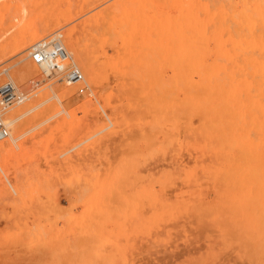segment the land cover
<instances>
[{
	"label": "rangeland",
	"instance_id": "1",
	"mask_svg": "<svg viewBox=\"0 0 264 264\" xmlns=\"http://www.w3.org/2000/svg\"><path fill=\"white\" fill-rule=\"evenodd\" d=\"M14 9L39 30L50 27L18 51L8 45L26 27L7 28L15 22L8 16ZM217 10L228 13L220 21H228L230 30L235 26L236 39L264 44V0H0V84L11 81L8 74L19 65L33 68L27 78L11 81L27 99L1 112L5 120L33 104L0 140V153L6 152L0 154V264H264V110L237 106L245 97L241 83L228 92V77L206 76L216 68L207 42L197 44L203 54L194 66L201 71L186 77L182 69L185 27L209 39ZM56 34L83 75L81 93L83 84L67 85L63 71L47 74L28 56L32 44ZM74 45L92 65L93 82ZM62 88L69 94L60 96ZM10 136L18 137L14 144ZM232 139L238 146L245 141L244 153ZM238 162L236 172L231 167Z\"/></svg>",
	"mask_w": 264,
	"mask_h": 264
},
{
	"label": "bare ground",
	"instance_id": "2",
	"mask_svg": "<svg viewBox=\"0 0 264 264\" xmlns=\"http://www.w3.org/2000/svg\"><path fill=\"white\" fill-rule=\"evenodd\" d=\"M226 1V0H225ZM227 7V6H226ZM226 9V8H225ZM223 10V9H222ZM230 10V9H229ZM228 14V13H227ZM227 14H226V11H225V13H221L220 12V10H217V12H216V26L214 27V29L212 30V32L210 33V38L208 39L207 38V36H205V34H203V32L201 31V30H198V28H196V27H185V29H184V35H182V37H183V48L184 49H182V48H179V49H182V51L184 50V58L183 57H180V58H182V59H184V60H182V63H183V71H184V73H185V76L186 75H188L189 73H194V72H196V70L197 71H201L199 68H195V64L197 65V66H200V64H199V62L198 61H196V60H198V59H200L201 58V56H202V54H203V52L202 51H200V48L197 46V44H200L201 43V47H203V44H205V42H207V46H208V48L210 49V50H212L213 52H214V54H215V56H216V68H214V74H207L206 76H224V77H228L227 78V84L226 85H228L229 83L231 84V86H234V88H233V90L232 89H230V88H232L231 86H230V88L228 87V86H226L227 88H228V90L227 89H225L226 91H234L235 90V88H237V86L239 85V83H241L242 84V88H243V85L245 86L244 88L246 89V91H244L243 93H245V97L242 99H239V100H234L235 101V103L237 104V106L239 107V105L238 104H243V105H245L244 106V108L247 106V107H249V108H254V109H261V110H264V44H263V42H258V43H253V42H250V41H242L241 39H243L242 37L243 36H241V39L239 40V39H236V37H234V34H233V32H232V29L235 27H233L231 30H230V28L228 27V25H226V23L228 22H226L225 23V21L226 20H224V22L223 21H220V19L221 18H225L226 16H227ZM230 15V14H229ZM8 16H9V18H12V19H15V22L13 21L12 23H10V25L7 27L8 29H13V28H15V27H19L20 25V28L21 29H23L22 28V26L23 27H26V30H21L22 32L18 35V34H16L13 38H12V40L10 41V43H9V45H8V48H10V47H16V50L18 51V50H21V49H23L27 44H29V43H31V42H33V41H35V40H38V39H40V38H42L43 37V35L44 34H42V33H44L45 31H47V30H49L50 29V27L49 26H44V27H40L41 28V30H39V28H37L36 27V25H33V23H31V21H28V18H25L26 17V15L25 14H23V12H21L20 11V9H14L13 11L11 10V11H9L8 12ZM230 18V17H229ZM225 19H227V18H225ZM42 21V20H41ZM229 21H230V19H229ZM40 22V21H39ZM43 22V21H42ZM35 23V22H34ZM24 24V25H23ZM36 24H38L37 23V21H36ZM232 24V23H231ZM39 25V24H38ZM40 25L42 26L43 24H41V22H40ZM45 25V24H44ZM232 26V25H231ZM39 27V26H38ZM55 28V27H54ZM54 30V29H53ZM157 30V29H156ZM169 30V29H168ZM158 31H159V29H158ZM160 31H162V30H160ZM159 31V32H160ZM181 31V30H180ZM237 31V30H236ZM165 32V31H164ZM167 32V31H166ZM169 32V31H168ZM173 32V31H172ZM179 32V31H178ZM155 33H157V31L155 32ZM52 34V33H51ZM169 34V33H168ZM167 34V35H168ZM176 34V33H175ZM151 35H154V34H152L151 33ZM163 35V34H162ZM166 34H164V36H165ZM172 35V34H171ZM170 35V36H171ZM181 34L179 33V36H180ZM239 35V34H238ZM48 36V35H47ZM49 36H50V34H49ZM55 36V38H59L60 39V34H56V35H54ZM160 36V35H159ZM169 36V38L171 39V37ZM177 36V35H176ZM237 36V35H236ZM89 37V36H88ZM113 38H114V36H112ZM103 38V37H102ZM101 38V39H102ZM106 38H107V36H106ZM167 38H168V36H167ZM66 39V38H65ZM86 39H87V37H86ZM165 40H166V38H164ZM88 40V39H87ZM105 40V39H104ZM103 40V43L105 42ZM150 40H152L153 41V39L152 38H150ZM156 40V39H155ZM157 40H158V38H157ZM159 40H160V38H159ZM168 40V39H167ZM180 40H181V37H180ZM243 40H245V39H243ZM246 40H248L247 38H246ZM89 41V40H88ZM149 41V40H148ZM163 41V40H162ZM170 41V40H169ZM109 42V41H108ZM115 42V41H114ZM165 42V41H164ZM174 42V41H173ZM179 42V45H180V41H178ZM210 42L212 43V45L210 44ZM35 43H37V42H35ZM34 43V44H35ZM61 43V42H60ZM106 43H107V39H106ZM124 42H120V46H119V48L121 49V44H123ZM152 43H154V41L153 42H151V44ZM157 43V42H156ZM163 43V42H162ZM34 44H32V45H34ZM115 44V43H114ZM126 43H124L123 45H122V47H125L126 48V45H125ZM128 44H130V43H128ZM133 44V43H132ZM131 44V45H132ZM148 44V43H147ZM166 44H167V41H166ZM166 44H164V45H166ZM178 44V43H177ZM31 45V44H30ZM90 45V44H89ZM150 46V45H149ZM154 46L156 47V45L154 44ZM157 46H159V45H157ZM85 47H86V41H85ZM127 47H131V46H128L127 45ZM173 47V46H172ZM176 47H179V46H175V48ZM182 47V46H181ZM7 48V49H8ZM125 48H123V49H125ZM144 48V47H143ZM147 48L149 49L150 47H148L147 46ZM161 47H159V49H160ZM7 49L5 50V51H7ZM88 49V48H87ZM102 49V48H101ZM100 49V50H101ZM133 49V48H132ZM136 49V48H135ZM148 49H145V51L146 50H148ZM151 49H153V48H151ZM155 49V48H154ZM162 49V48H161ZM170 49V48H169ZM26 50V49H25ZM156 50V49H155ZM155 50H153V52H152V50H149V51H151V53H150V55L152 54V53H154L155 52ZM164 50V49H163ZM171 50H173V49H171ZM73 53L76 55V58H77V61H78V64L80 65V68L82 69V71L88 76V78H89V80L91 81V82H93V75H94V69H93V67H92V65L90 64V63H88L84 58H83V56H82V53H81V49H80V47L78 46V45H74L73 46ZM116 51V50H115ZM119 49L117 50V56L120 54L119 53ZM123 50L121 49V51L120 52H122ZM125 51V50H124ZM124 51H123V56H124ZM127 51V50H126ZM125 51V52H126ZM128 51H133V50H129L128 49ZM157 51H158V47H157ZM168 51V50H167ZM174 51H175V49H174ZM177 51H178V48H177ZM177 51L175 52L176 54H178L177 53ZM68 52H70V51H68ZM99 52V51H98ZM137 52V51H136ZM160 52V51H159ZM165 52H166V50H165ZM163 53V54H165L164 56H162V54H161V56L162 57H165L166 56V53ZM179 52H180V50H179ZM132 53V52H131ZM161 53V52H160ZM174 53V52H173ZM181 53V52H180ZM69 54V53H68ZM101 54V53H100ZM99 54V55H100ZM129 54V53H128ZM144 54V53H143ZM182 54V53H181ZM103 55V54H102ZM122 55V54H121ZM127 55V54H126ZM168 55H169V53H168ZM182 55V56H183ZM105 56V55H104ZM122 56V57H123ZM144 56V55H143ZM148 56V55H147ZM120 57V56H119ZM118 57V58H119ZM151 58H152V56H150ZM168 57H170V56H168ZM174 57V56H173ZM173 57H171V59L173 58ZM103 58V57H102ZM125 58V57H124ZM143 58V57H142ZM150 58V59H151ZM153 58H155L154 57V55H153ZM179 58V59H180ZM99 59V58H98ZM131 59V58H130ZM169 59V58H168ZM167 59V60H168ZM175 59V61L178 59V58H174ZM173 59V60H174ZM100 60V59H99ZM106 60V59H105ZM119 60H120V58H119ZM122 60H123V58H122ZM122 60H121V62H122ZM127 60V59H126ZM129 60V59H128ZM141 60V59H140ZM173 60L171 61V62H173ZM181 60V59H180ZM116 61V60H115ZM118 61V60H117ZM151 61H152V59H151ZM151 61H149V62H151ZM155 62H157V60L155 59L154 60ZM178 61V60H177ZM104 62V61H103ZM134 61L132 60V63H133ZM144 62V61H143ZM148 62V63H149ZM111 63V62H110ZM110 63H108V64H110ZM119 63V62H118ZM126 62H124V64H125ZM147 63V64H148ZM154 63V62H153ZM152 63V64H153ZM158 64H159V62H157ZM156 63V64H157ZM176 62H174V64H175ZM98 64V63H97ZM122 64V63H121ZM141 64H142V67H143V63L141 62ZM155 64V63H154ZM157 64V65H158ZM177 64H178V62H177ZM111 65V64H110ZM110 65L109 66H107V67H110ZM126 65V68H127V66L129 65H127V63L125 64ZM173 65V64H172ZM179 65H181V64H179ZM112 67H111V69L113 68V65H111ZM124 66V65H123ZM177 66V65H176ZM40 67L42 68V70H43V72H45V73H47L48 74V72H50L49 71V66L47 65V64H41L40 65ZM125 67V66H124ZM129 67V66H128ZM150 67H153V66H150ZM175 67V66H174ZM78 68V67H77ZM98 68V67H97ZM140 68V67H139ZM144 69H146L145 67H143ZM153 68H155V67H153ZM176 68V67H175ZM178 68V67H177ZM125 69V68H124ZM131 69V68H130ZM130 69H128V71L130 70ZM149 69V68H148ZM152 69V68H151ZM156 69V68H155ZM182 69H180V73H181V71H182ZM132 70H134V69H132ZM125 71V70H124ZM151 71V70H150ZM182 71V72H183ZM33 72V68L30 66V65H28V64H23V65H19V66H17L16 68H14L13 69V71H11V73H9L8 74V77H9V79H11V81L13 80V81H21V79L23 78V79H25V77L27 78V74H30V73H32ZM97 72V71H96ZM175 72V74L177 75L178 74V72H177V70H175L174 71ZM118 73H120V72H118ZM184 73H183V75H184ZM50 74V73H49ZM173 75H174V73H172ZM117 75V74H116ZM119 75V74H118ZM121 76V75H120ZM199 76H201V75H199ZM177 77H178V75H177ZM187 77V76H186ZM231 79V81L229 80V82H228V79ZM236 78H242L241 80H236ZM257 78H258V80H257ZM119 81V80H118ZM220 81V80H219ZM223 81V79L221 80V82ZM225 81V80H224ZM226 82V81H225ZM225 82H222L223 84L225 83ZM221 83H219V87L221 88V86H222V84L220 85ZM241 84H240V86H241ZM225 85V84H224ZM216 86V85H215ZM64 87V86H63ZM122 87V86H121ZM217 87H218V85H217ZM216 87V88H217ZM219 87L217 88V90L218 91H220V89H219ZM223 87V86H222ZM239 88L241 89V87H238L237 89L239 90ZM122 90V89H121ZM168 90V89H167ZM123 91V90H122ZM202 91H204V90H202ZM210 91V90H209ZM208 91V92H209ZM222 91H223V94H224V89H222ZM222 91H220L219 93H221ZM237 91V90H236ZM241 91H243V90H241ZM163 92V91H162ZM173 92V91H172ZM228 92H226L227 93V95H228ZM237 92H239V91H237ZM202 93V92H201ZM207 93V92H206ZM213 93H214V91L211 93L212 95H213ZM217 92H215V94H216ZM231 93V92H230ZM239 93H241V92H239ZM60 96L62 95V96H64V95H68L69 94V91L67 90V89H65V88H62L61 90H60ZM167 94V93H166ZM209 94V93H208ZM234 94V92H232V95ZM235 94H236V92H235ZM161 95V94H160ZM165 95V94H164ZM168 95V94H167ZM205 95H207V94H205ZM225 95V94H224ZM230 95V94H229ZM228 95V99L229 98H231L232 99V97H230ZM244 95V94H243ZM170 96V95H169ZM168 96V97H169ZM208 96V95H207ZM211 96V95H210ZM216 96H218V97H220V96H223L222 95V93H221V95L219 96V94H216ZM235 96H237V95H235ZM234 96V97H235ZM167 97V96H166ZM173 97V96H172ZM205 97L206 96H204V98H203V101L205 100ZM212 97V96H211ZM213 97H215V95H213ZM233 97V98H234ZM239 97H243V96H240L239 95ZM158 98H159V96H158ZM163 98V97H162ZM165 98V97H164ZM163 98V99H164ZM209 98V97H208ZM226 98V97H225ZM224 98V99H225ZM168 99H170V97L168 98ZM174 99H175V97H174ZM199 99H201V98H199ZM236 99H237V97H236ZM154 100H156V99H154ZM167 100V99H166ZM202 100V99H201ZM207 100V99H206ZM209 100H211V98L209 99ZM208 100V101H209ZM219 100H222V99H220L219 98ZM226 100V99H225ZM224 100V101H225ZM170 101V100H169ZM228 101V100H227ZM229 101H230V99H229ZM90 102V101H89ZM89 102H87V103H85V104H89ZM157 102V101H156ZM155 102V103H156ZM211 102V101H210ZM218 102V101H217ZM219 102H221V101H219ZM166 103H167V101H166ZM171 103V102H170ZM185 103H187V102H185ZM206 103V102H205ZM221 103H223V102H221ZM149 104V103H148ZM153 104H154V102H153ZM177 104V103H176ZM208 104V103H207ZM225 104V103H224ZM230 104V103H229ZM234 104V103H233ZM150 105V104H149ZM188 105V104H187ZM153 106H155V105H153ZM169 106V105H168ZM186 106V105H185ZM212 106V105H211ZM215 106V105H214ZM218 106H219V104H218ZM221 106H223V104H221ZM221 106H220V108H221ZM229 106V105H228ZM235 106V105H234ZM171 107V106H170ZM173 107H174V105H173ZM178 107V106H177ZM204 107L205 108H207L206 107V105H204ZM208 107H210V106H208ZM241 108H242V105L240 106ZM33 108V104L32 103H28V104H26V105H23V106H21V107H19L18 109H16L15 111H13L12 113H11V115H10V117L8 118V119H5V120H3V122H4V124L6 125V127L7 128H9L10 127V129H11V126L14 124V122L17 120V119H19L20 117H22V115L23 114H25L26 112H28L29 110H31ZM211 108V107H210ZM218 108V107H217ZM226 108V107H225ZM235 108V110H236V107H234ZM243 108V109H244ZM171 109V108H170ZM187 109H190V107L189 108H187ZM215 108H213V110H214ZM219 109V108H218ZM218 109H216V110H218ZM231 109H232V106H231ZM243 109H241V110H243ZM207 110V109H206ZM224 110V109H223ZM230 110V109H229ZM247 110H249V109H247ZM252 110V109H251ZM232 111V110H231ZM240 111V109L238 110L237 109V113ZM167 112V111H166ZM165 112V113H166ZM174 112V111H173ZM186 112V111H185ZM189 112H191V111H189ZM208 112H210V110H208ZM214 112H215V110H214ZM214 112H213V114H214ZM226 112V111H225ZM228 112V111H227ZM230 112V111H229ZM236 112V111H235ZM234 112V113H235ZM240 112H242V111H240ZM168 113V112H167ZM172 113V112H171ZM216 113V112H215ZM237 113H236V115H237ZM247 113V112H246ZM256 113V112H255ZM188 115H190L189 113H187ZM192 114V113H191ZM210 114V113H209ZM224 114V113H223ZM222 114V115H223ZM230 114V113H229ZM239 114V113H238ZM166 115V114H165ZM194 114H192V116H193ZM211 115V114H210ZM216 115V114H215ZM217 115H218V113H217ZM216 115V116H217ZM231 115V114H230ZM235 115V114H234ZM236 115H235V117H236ZM244 115H245V113H244ZM254 115V114H253ZM183 116V115H182ZM207 116H209V115H207ZM219 116V115H218ZM224 116L226 117L227 116V114L225 115L224 114ZM229 116V115H228ZM243 116V115H242ZM247 116V115H246ZM261 116V115H260ZM187 117V116H186ZM190 117V116H189ZM195 118H196V116H194ZM235 117H234V119H235ZM255 117H256V115H255ZM167 118H169V117H167ZM167 118H166V120H167ZM184 118V117H183ZM188 118V117H187ZM208 118H210V117H208ZM227 118V117H226ZM229 118H230V116H229ZM228 118V119H229ZM249 118V117H248ZM253 118V117H252ZM260 118V117H259ZM261 118H263L262 119V122H261V126H263L262 128L264 129V112H262V117ZM190 119V118H189ZM169 120V119H168ZM173 120V119H172ZM222 120V119H221ZM233 120V119H232ZM239 120V119H238ZM248 120V119H247ZM246 120V121H247ZM249 120H250V123H251V118H249ZM254 120V119H253ZM257 120V119H256ZM261 120V119H260ZM176 120H174V122H175ZM188 121H190V120H188ZM209 121V120H208ZM227 121V120H226ZM234 122H236L235 120H233ZM232 121V122H233ZM164 122V121H163ZM169 122V121H168ZM191 122V121H190ZM229 122H230V120H229ZM229 123L230 125L231 124H234V123ZM253 122V121H252ZM256 122V121H255ZM181 123V122H180ZM192 123V122H191ZM211 123V122H210ZM217 123V122H216ZM224 123V122H223ZM222 123V124H223ZM248 124H249V122H247ZM163 124V123H162ZM189 124V123H188ZM188 124H187V126H188ZM218 124H219V121H218ZM247 124V125H248ZM254 123H252V125H253ZM256 124H258L257 125V127L259 126V123L258 122H256ZM256 124H255V126H256ZM169 125V124H168ZM201 125V124H200ZM213 125H214V123H213ZM227 125V124H226ZM234 125H236V123L234 124ZM250 125V124H249ZM186 126V125H185ZM192 126V125H191ZM217 126H219V125H217ZM224 126V125H223ZM254 125H253V128H256ZM261 126H259V128L261 127ZM166 127H167V125H166ZM200 127V126H199ZM202 127V126H201ZM228 127V126H227ZM230 128H231V126H229ZM235 127V126H234ZM236 127H237V125H236ZM250 127H252V126H250ZM220 128H221V126H220ZM219 127H218V130L220 129ZM224 128V127H223ZM261 128V130L263 131V129ZM166 129V128H165ZM164 129V130H165ZM168 129V128H167ZM166 129V130H167ZM202 129V128H201ZM200 129V130H201ZM212 129V128H211ZM226 129V128H225ZM188 130V129H187ZM193 130V129H192ZM204 130V129H203ZM222 129H220L219 131H221ZM235 129H233V131H234ZM197 131V130H196ZM223 131L224 130H222V134H223ZM230 131V130H229ZM231 131H232V129H231ZM232 131V132H233ZM235 131H237V130H235ZM234 131V133L236 134V132ZM253 131V130H252ZM167 132V131H166ZM165 132V133H166ZM170 132V131H169ZM212 132H213V130H212ZM225 132V131H224ZM256 132H257V130H256ZM172 133V132H171ZM188 133V132H187ZM200 133H201V131H200ZM215 133H218V131H216ZM237 133H238V131H237ZM262 133V132H261ZM263 133H264V131H263ZM163 134V133H162ZM196 134H197V132H196ZM228 134H229V132H228ZM227 134V135H228ZM231 134V133H230ZM187 135V134H186ZM204 135H205V133H204ZM218 136L219 135H221V133L219 132L218 134H217ZM232 135V134H231ZM237 135H239V138H240V134H236V137H237ZM253 135V134H252ZM258 135H260V134H258ZM263 135V138L262 139H264V134H262ZM261 135V136H262ZM201 136V135H200ZM11 137V142L14 144L15 142H16V140H17V136H10ZM187 137V136H186ZM216 137V136H215ZM223 137H224V134H223ZM222 136H221V138H223ZM229 137H230V135H229ZM233 139H234V137L233 136H231ZM246 136H244V138H245ZM260 137V136H259ZM207 139H208V137H206ZM205 138V139H206ZM211 138V137H210ZM218 138H220V136L218 137ZM243 138V137H242ZM242 138H240V139H242ZM246 138H249L248 136L246 137ZM245 138V139H246ZM257 138H258V136H257ZM170 139V138H169ZM211 139H213V138H211ZM215 139V138H214ZM225 139H226V137H224V139H222V140H224L225 141ZM227 139H228V137H227ZM230 139V138H229ZM232 139V140H233ZM238 139V138H237ZM239 139V140H240ZM245 139H243V140H245ZM256 139V138H255ZM167 140H168V138H167ZM167 140H166V142H167ZM209 140V139H208ZM236 140V139H235ZM238 140V141H239ZM258 140H260V139H258ZM6 141V140H5ZM5 141H3V142H5ZM207 141V140H206ZM217 141V140H216ZM219 141H221L220 139H219ZM223 141V142H224ZM229 141V140H228ZM250 141V140H249ZM262 141V140H261ZM209 142V141H208ZM218 142V141H217ZM227 142V141H226ZM245 141H243V143H244ZM250 142H252V141H250ZM250 142H249V144H250ZM229 143H233L234 145H235V143H236V145H237V141H235L234 142V140H233V142L232 141H229ZM240 143H242V142H240ZM239 143V144H240ZM242 143V144H243ZM247 143V142H246ZM246 143H245V145H246ZM167 144V143H166ZM220 144V143H219ZM241 144V145H242ZM252 144H253V142H252ZM5 145V144H4ZM8 145V144H7ZM7 145H6V147H7ZM11 145L12 144H9V147H11ZM175 145H176V143H175ZM229 145V144H228ZM241 145H237L239 148L238 149H242L244 146H241ZM264 145V144H263ZM173 146H174V144H173ZM222 146H226V144L225 145H222ZM233 145H231V147H232ZM248 146V145H247ZM246 146V147H247ZM253 146H254V144H253ZM9 147H8V149H9ZM14 147V146H13ZM168 147V146H167ZM170 147H171V145H170ZM228 147H230V145L228 146ZM235 147V146H234ZM241 147V148H240ZM246 147H245V149H246ZM250 147V146H249ZM255 147H256V145H255ZM220 148V147H219ZM227 147H225L224 149H226ZM237 148V147H236ZM250 148H252V147H250ZM254 148V147H253ZM168 149H170V148H168ZM177 149V148H176ZM222 149V148H221ZM224 149H222V150H224ZM227 149H231V148H227ZM254 149H256V148H254ZM253 149V150H254ZM259 149V148H258ZM10 150V149H9ZM247 150L249 151V152H251L250 150H252V149H249V148H247ZM246 150V154L245 155H247V156H249V152ZM253 150H252V152L251 153H253ZM3 151H5V147H3V143L1 142L0 143V152H3ZM6 151H8V150H6ZM176 151H179L178 149L176 150ZM175 151V152H176ZM255 151V150H254ZM262 149H261V154H262ZM240 152V151H239ZM245 151L242 149V153H244ZM259 153H260V151H258ZM4 153H6V152H4ZM4 153L2 154V153H0V154H2V155H4ZM229 153V152H228ZM242 153H240V155L242 154ZM259 153H258V155L257 156H259ZM239 154V153H238ZM260 154V155H261ZM263 154H264V151H263ZM243 155V154H242ZM241 155V156H242ZM245 155H243V156H245ZM264 156V155H263ZM263 156H262V158H260V159H262L263 160ZM174 157V156H173ZM259 158V157H258ZM242 162V161H241ZM259 162H262L261 160L259 161ZM237 163V162H236ZM235 163V164H236ZM243 163V162H242ZM234 164V166L233 167H231L232 169L235 167V169L234 170H236V168H237V166L239 165H241V163H239L238 162V164L237 165H235ZM258 164H261V163H258ZM243 165H246V164H243ZM247 166V165H246ZM258 166V165H257ZM262 167H263V165H261ZM246 168V167H245ZM261 167H259V169H260ZM238 169H240V168H238ZM255 170H256V168H254ZM258 169V168H257ZM231 170V169H230ZM233 170V171H234ZM249 170H250V172H252V170L253 169H250L249 168ZM261 170V169H260ZM264 170V169H263ZM263 170H261V171H263ZM168 171V170H167ZM232 171V170H231ZM246 171H248V170H246ZM258 171V170H257ZM256 171V172H257ZM163 173L165 172V171H162ZM161 172V173H162ZM236 172H237V170H236ZM238 172H240L241 173V170L239 171L238 170ZM249 172V171H248ZM249 172V173H250ZM255 172V173H256ZM264 172V171H263ZM166 173V172H165ZM233 173H235V172H233ZM255 173H254V175H255ZM258 173L260 174V171H258ZM242 174V173H241ZM252 174V173H251ZM235 175H237V176H239L237 173H235ZM261 176H263V175H261ZM260 177V176H259ZM261 178V177H260ZM160 179V178H159ZM235 179V178H234ZM243 180V178H240V180ZM256 180V179H255ZM235 181H237V180H235ZM239 181V180H238ZM237 181V182H238ZM254 181V180H253ZM257 181V180H256ZM244 182H247V181H243L242 183H243V185H244ZM259 182H260V180H259ZM242 183H241V185H242ZM247 183H249V182H247ZM251 183V182H250ZM254 183H255V181H254ZM261 183V182H260ZM240 184V183H239ZM237 185V184H236ZM257 185H258V183H257ZM253 186V185H252ZM263 186V185H262ZM238 187H240L239 185L237 186V188ZM245 188V187H244ZM235 189V188H234ZM242 188H240V190H241ZM237 190H239V189H236V191ZM242 190H246V189H242ZM235 191V190H234ZM242 193H245V192H243V191H241ZM264 192V191H263ZM232 193V192H231ZM237 193V192H236ZM241 193V194H242ZM251 192H249V194H250ZM259 193V192H258ZM260 193H262V191L260 192ZM238 194H240V191H238ZM237 194V195H238ZM240 194V195H241ZM247 194V193H246ZM245 194V196H247ZM248 194V195H249ZM236 195V194H235ZM242 195H244V194H242ZM251 195H252V193H251ZM251 195H250V197H251ZM260 195V194H259ZM232 196V195H231ZM239 196V195H238ZM263 196V195H262ZM233 197H234V195H233ZM242 197V196H241ZM237 198V197H236ZM243 198V197H242ZM249 198V197H248ZM252 198H254V197H252ZM233 199V198H232ZM231 199V200H232ZM238 199V198H237ZM245 199V198H244ZM236 199H234V202H236L235 201ZM246 200V199H245ZM251 199H249V201H250ZM264 200V199H263ZM157 201V200H156ZM242 201V200H241ZM255 201V200H254ZM258 201V200H257ZM158 202H159V200H158ZM247 202V201H246ZM264 202V201H263ZM22 236V235H21ZM21 236H20V239H21Z\"/></svg>",
	"mask_w": 264,
	"mask_h": 264
},
{
	"label": "built area",
	"instance_id": "3",
	"mask_svg": "<svg viewBox=\"0 0 264 264\" xmlns=\"http://www.w3.org/2000/svg\"><path fill=\"white\" fill-rule=\"evenodd\" d=\"M28 56L38 66L47 64L49 69L63 71V81L67 85L83 84L78 89L80 93L86 90L82 73L74 64L64 45L55 36L50 40H40L32 45L28 51ZM65 62H67L66 65H64ZM26 99L27 93L20 90L11 81L0 84V140L9 134V130L1 118L2 110L13 104H20Z\"/></svg>",
	"mask_w": 264,
	"mask_h": 264
}]
</instances>
